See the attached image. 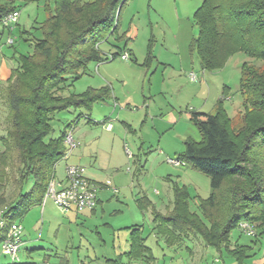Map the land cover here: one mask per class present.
I'll use <instances>...</instances> for the list:
<instances>
[{
    "label": "trees",
    "instance_id": "16d2710c",
    "mask_svg": "<svg viewBox=\"0 0 264 264\" xmlns=\"http://www.w3.org/2000/svg\"><path fill=\"white\" fill-rule=\"evenodd\" d=\"M127 1L53 0L54 6L40 27L42 37L25 39L31 51L16 57L17 66L0 95V104L4 101L8 108L6 133L0 135V211L5 220L0 245L12 223L20 222L33 206L42 204L50 181L56 177L57 164L67 154L65 137L72 124L58 137L49 138L55 115L71 109L90 114L95 104L112 99L109 86L68 95L65 91L87 73L90 64L110 61L101 55L99 44L108 35H117L120 10ZM15 11L20 12L15 0H0V25ZM194 21L199 34L192 46L202 70H220L240 52L255 62L245 63L241 70L243 126L234 130V120L225 108L228 86L214 113L191 115L202 140L186 141L177 158L210 178L211 192L200 201L201 214L191 210L193 197L185 186L174 187L173 209L165 215L145 197L138 205L142 211L152 207L159 234L169 240L198 235L218 251L226 250L237 264H244L253 256V247L233 244V231L248 222L256 229L253 242L264 236V159H259L262 153L258 152L264 150V0H203ZM152 53L150 44L147 65ZM84 116L80 113L73 123ZM10 166L16 168L13 174L8 171ZM10 179L15 187L6 196ZM129 229L128 252L108 260L110 264H124V259H155L142 227Z\"/></svg>",
    "mask_w": 264,
    "mask_h": 264
},
{
    "label": "rangeland",
    "instance_id": "374dc122",
    "mask_svg": "<svg viewBox=\"0 0 264 264\" xmlns=\"http://www.w3.org/2000/svg\"><path fill=\"white\" fill-rule=\"evenodd\" d=\"M202 1L128 0L122 8V5L120 6L118 29L128 36V44L135 45L138 50V63H133L132 59L122 60L121 55L124 52L115 60L101 64L92 63L87 73L76 81L73 87L65 91L68 95L109 85L119 99L118 104L113 99L106 104H96L90 114L81 109L60 112L52 121L54 131L49 136V138L58 137L66 126L72 124L68 130L73 132L76 142L81 143V146L78 145L67 158L57 164L59 178L64 176L67 164H79L87 168L88 176L104 182L111 181L120 192L114 194L110 189L101 190L99 196L102 202L98 205L96 214H90L88 211H83L79 215L75 212L64 213L51 200L44 208L42 204L33 206L20 220L24 227V244L20 251L22 262L109 264L108 259L115 260L119 254L128 250L130 236L128 227L134 225L144 226V235L148 236L147 244L158 258L157 264H208L214 256H217V250L208 246L198 235L186 240L183 250L172 251L165 244L158 242L152 234L154 219L152 211L140 210L135 202L140 192L143 195L145 193L153 198L158 212L167 214L166 206L169 202L160 201V196L168 190L163 177L167 174L178 175L176 171L178 167L167 163L168 158L176 159L177 155L159 150L158 143L163 136L162 144L166 149L181 152L184 148L182 141L177 139L171 128L157 135L154 123L157 125L161 123L154 117V113H150L145 120L149 103L156 109L164 108V114L169 103L179 106L186 113L187 108L192 105L190 100L194 91L192 86L194 81L191 80L190 75L194 73L198 78L196 85H203L204 88L207 85L210 89V94L206 96L207 106L204 111H213L216 100L228 86L230 93L225 105L234 118V130L239 131L243 126L241 116L236 117L238 110L233 111V108L239 107L242 102L240 90L242 66L245 63L255 64V62L248 55L240 52L220 70L212 72L202 70L197 52L192 46L193 40L199 34L194 13L202 5ZM15 2L22 10L23 30L35 22H37L36 27L42 24L48 17L50 6H54L53 0H16ZM2 30L6 31V35L1 39L5 43L8 29L0 25V33ZM34 31L36 35L38 30ZM118 35L123 36L120 33ZM30 37L28 34L15 33L11 37L15 43L6 44V49L26 52L28 42L25 39ZM91 39H96V35ZM151 39H153V55L155 54L157 59L154 57L151 64L145 65V56ZM100 49L108 56L110 50L117 51L109 42H102ZM127 99L131 103L130 106L126 105ZM82 112L85 116L78 123H73ZM7 113L8 108L3 101L0 104V135L6 133L4 120ZM88 115L91 117L88 118ZM161 116L159 115V118ZM124 122L131 124L132 130L127 128ZM107 124L113 125L111 132L107 130ZM192 127L199 133L195 125L192 124ZM178 130L182 131L184 128L179 127ZM200 139L201 135L195 138V140ZM127 149L131 154L127 153ZM1 150L3 147H0ZM258 152L262 153L259 159L263 160L264 150ZM97 158L99 164H94V159ZM186 166H182V169H186ZM14 168L10 166L8 169L10 174L16 171ZM197 173L198 175H193L191 172L188 176H184L183 180L188 179L192 182L190 188L192 197L198 194L197 186H199L200 196L206 198L210 195V178L201 172ZM13 183L12 179L6 183L4 195L12 194L15 187ZM157 192L160 196L156 194ZM191 210L201 214L198 197L192 198ZM231 238L252 245L253 238L242 235L240 228L233 231ZM253 247L252 252L256 254L246 264H256L254 260L264 257V236L259 244ZM125 261L126 264L129 263V260L125 259ZM129 264L149 263L133 260ZM220 264H237V262L224 253Z\"/></svg>",
    "mask_w": 264,
    "mask_h": 264
},
{
    "label": "crops",
    "instance_id": "0c3cea01",
    "mask_svg": "<svg viewBox=\"0 0 264 264\" xmlns=\"http://www.w3.org/2000/svg\"><path fill=\"white\" fill-rule=\"evenodd\" d=\"M10 1V0H9ZM16 1V0H15ZM15 5L17 6V7H19V10H20V19H19V22H18V24L12 29V30H10V29H8V28H6V29H8L7 31H8V38H7V40H6V42L5 43H3L2 42V37L4 36V35H6L5 33H6V31H4V30H2V32L0 33V95H1V92H2V90H3V88L7 85V82H8V80L10 79V77L12 76V72H13V70L16 68V66H17V62H16V57L19 55V54H24V53H28L29 52V50H31V48H30V45H29V43H28V50L26 51V52H18L17 50H13V51H11V50H9V49H6L7 47H6V44H9L8 43V40L11 38V37H13V35L15 34V33H18V32H20V34H28V37H30V38H33L34 36H35V31L34 30H36L37 31V29H38V31L36 32V35H37V37H42V32H41V30H40V27L42 26V24H43V22H42V24H39L37 27H36V24H37V22H35L33 25H31V26H29L28 28H24V30L22 29V27H21V23H22V16H23V14H22V10H21V8H20V6H18L17 4H16V2H15ZM119 27V26H118ZM118 33H120V34H123V36H121V35H118ZM118 33H117V35H108V37H107V39L105 40V41H103V42H109L110 43V45L112 46V47H114V48H116L117 49V51L116 52H114V51H111L110 50V55H112V56H114V58L112 59V60H115L121 53H123V52H128L129 54H130V56H131V61L133 62V63H138V57H139V53H138V50L136 49V47H135V45H130V44H128L129 43V39H128V36H126V34L123 32V31H120L119 32V29H118ZM34 34V35H33ZM112 36H113V39H112ZM123 37L124 39L123 40H121V41H117V37ZM152 40L153 39H151L150 40V43H149V45L151 44L152 45ZM16 41H17V39H16ZM102 43V42H101ZM101 43L99 44V50H100V52H101V55L104 57V58H108L109 56H108V54H105V53H103L102 52V50L100 49L101 48ZM122 43V44H121ZM149 45H148V47H149ZM11 47H12V45H11ZM125 47H126V50H125ZM13 48V47H12ZM124 49V50H123ZM148 50V49H147ZM148 52V51H147ZM152 55H153V53H152ZM155 55V54H154ZM153 55V58L154 59H157V57L156 56H154ZM146 59H147V55L145 56V65H147L146 64ZM112 60H110V61H112ZM106 62H109V61H106ZM153 62V59H152V61L150 62V64ZM101 63H104V62H100V63H95V64H101ZM129 66H132V65H129ZM96 70H97V68H96ZM204 71V70H203ZM197 80H198V78H197ZM196 80V81H197ZM196 81H194V83L192 84V86L194 87V91H193V94H192V99L190 100V103H192V105L191 106H189L188 108H187V112L186 113H184L183 111H182V108H179V106H176L175 104H172V103H169V105H166V110H167V112H166V114H164L163 112V109L160 107L159 109H156L155 107H153V106H151V104L149 103L148 104V110L146 111V117H145V120H147V118H148V116H149V114L150 113H154V117L159 121V123H161V124H159V125H157V124H155L154 123V126H155V130H156V132H157V135H161L164 131L165 132H167L170 128L171 129H173V131L175 132V134H176V136H177V139L180 141H182V144L184 145V148H183V150L181 151V152H174V151H170V150H168V149H166V146L165 145H163L162 144V140H163V136H161L162 138H161V140L159 141V143H158V146H159V150H161V151H163L164 153H167L168 152V154H173V153H176V155L178 156L180 153H182L183 151H184V149H185V142L186 141H188V140H194V141H197V142H200L201 140H202V134H201V132H200V130L198 129V127L191 121V115H192V113L193 112H198V111H200V112H207V111H204V108L207 106V99H206V96L207 95H209L210 94V89H209V87L207 88V85H206V88H204V86L203 85H196ZM106 86H109V85H106ZM102 87H105V85L104 86H102ZM102 87H99V88H102ZM110 87V86H109ZM94 88V87H93ZM99 88H97V87H95V89H99ZM111 88V90H112V99L114 100V102L116 103V104H118V98L116 97V93H114V91H113V88L112 87H110ZM228 92V97H229V93H230V89H228L227 90ZM115 94V95H114ZM164 94H166V92L164 93ZM222 94H223V91H222ZM222 94H221V96L216 100V102H215V104H214V106H213V111L211 112V113H214L215 112V109H216V104H217V102H218V100L222 97ZM111 99V100H112ZM109 101H107V102H105V104L106 103H108ZM99 104V103H98ZM96 105V104H95ZM126 105L127 106H130L131 105V103H130V101H129V99H127V103H126ZM175 105V106H174ZM225 108H226V110H227V112H228V114H229V116L232 118V116L230 115V112H229V108H227L226 107V105H225ZM237 111L236 112V117H239V116H241V113H242V102L240 103V106L239 107H234L233 108V111ZM154 111V112H153ZM159 115H162L160 118H159ZM159 119H158V118ZM154 119V118H153ZM234 119V118H233ZM154 122H155V119H154ZM124 124H125V126L127 127V128H129L130 130H132V125L131 124H129L128 122H124ZM192 124L193 125H195L196 127H197V129H198V131H199V133L196 131V129H194L193 127H192ZM179 127H183L184 128V130H182V131H179L178 129H179ZM128 129V130H129ZM113 130V129H112ZM111 130V131H112ZM110 131V132H111ZM193 135V136H192ZM198 135H201V139L200 140H195V138L198 136ZM79 146H81V143L80 144H78ZM141 149H143V146H141ZM140 158V157H139ZM139 158H137V159H139ZM82 158H79V160H81ZM99 159L97 158V159H94V164H99V161H98ZM139 162H140V159L138 160ZM137 161H135V163H136ZM69 164H67V166H68ZM100 165H101V163H100ZM66 166V167H67ZM191 168V169H187V168ZM144 168V167H143ZM183 167L181 166V167H178L177 168V173H178V175L177 176H174L173 174H167V176H164L163 177V181L166 183V185H168V190H166L165 191V193H164V195L162 194L161 196L159 195L160 193L159 192H157L156 194H158L159 196H160V201H168L169 202V204L166 206V210H167V213L168 212H170L172 209H173V203H174V187L175 186H180V187H183V186H185V187H187L188 189H189V191H190V188L192 187V182H189V180L188 179H186V180H183L184 178V176H188V174H190L191 172H193V175H198V173L197 172H199L198 170H196V169H194V168H192L191 166H189V165H187L186 166V169H182ZM66 169V168H65ZM64 173H65V171H64ZM93 174V173H92ZM203 174V173H202ZM64 176H65V174H64ZM64 176L62 177V178H60V179H63L64 178ZM56 177H58V173H57V168H56ZM92 180H94V181H96V182H98V183H104V181H100V180H97V179H95V178H92L91 176H89ZM59 178V177H58ZM207 185H209V183L207 184ZM104 189H107V188H102L101 190H104ZM100 190V191H101ZM111 190V189H110ZM200 190V187L199 186H197V195L196 196H194L193 198H196L197 199V197H198V200H199V204H200V201L202 200V199H205V198H202L201 196H200V194H199V191ZM99 191V192H100ZM112 191V190H111ZM210 192H211V184H210ZM172 193V194H171ZM190 194H191V196H192V193H191V191H190ZM146 198L150 203H151V205H152V207L158 212V210H157V205H156V203L154 202V200H153V198H151V197H149V195H147V194H145L144 193V195L140 192L137 196H136V198H135V202H136V205H137V207L139 208V205H138V200L139 199H141V198ZM207 198V197H206ZM102 202V200H101V198H100V196H99V205H100V203ZM47 204V203H46ZM46 204L44 205L43 204V202H42V205H43V208L46 206ZM152 207L151 208H149V210H153L152 209ZM98 208V207H97ZM97 208L95 209V210H93V211H88V213H90V214H96V212H97ZM140 209V208H139ZM141 210V209H140ZM149 210H146V211H144V212H147V211H149ZM71 212H75L77 215H79V213H81V212H77V211H71ZM70 213V212H69ZM160 213V212H159ZM152 214H153V211H152ZM162 214V213H161ZM165 215V214H164ZM154 216V215H153ZM152 224H153V226H152V234H154V236L156 237V239H157V241L158 242H161V243H163V244H165L169 249H171L172 251L173 250H178V249H184V247L186 246V240H189V239H192V236L194 237L195 235H189V236H183L182 238H180V239H175L174 241H172L171 239L169 240V238L167 237V236H165V235H161V234H159V232H158V230H157V226H156V224H155V222H154V219H153V222H152ZM134 226H141L142 227V231H143V234H144V226L143 225H134ZM131 227H133V226H131ZM131 227H128V229L129 228H131ZM240 228V227H239ZM130 230V229H129ZM241 230V229H240ZM244 233H242V235H243ZM244 235H246V234H244ZM247 237H250V238H252L251 236H248V235H246ZM144 237L146 238V244H147V238H148V236L146 237L145 235H144ZM231 240H232V242H233V244L234 243H238V244H244V245H250V244H246V243H241L239 240H236V241H234L232 238H231ZM259 242H260V240L259 241H255V242H253V239H252V247L253 246H255V245H257V244H259ZM147 246H148V244H147ZM209 246V245H208ZM129 247H130V236H129ZM150 247V246H149ZM211 247V246H210ZM151 248V247H150ZM214 248V247H213ZM152 249V248H151ZM216 249V248H215ZM253 249H254V247H253ZM128 250H129V248H128ZM128 250L127 251H125V252H123V253H126V252H128ZM217 250V249H216ZM152 251H153V249H152ZM123 253H121V254H123ZM217 256H214V258L211 260V262H209L208 264H210V263H212L215 259H219V264L223 261V258H224V253H226V254H228L227 252H226V250H224V249H222V251H218L217 250ZM121 254H119V255H121ZM252 254H253V256L252 257H250L249 259H247L245 262H244V264H246L247 263V261H249L250 259H252L253 257H254V255L256 254V253H254V252H252ZM119 255H118V257H119ZM153 255H154V253H153ZM230 257H232L234 260H235V262H237L236 261V259L232 256V255H230V254H228ZM117 257V258H118ZM154 257H155V259L154 260H152V261H145V260H142V261H145V262H148L149 264H157L156 262H157V260H158V258L154 255ZM108 260H112V259H108ZM108 260H107V262H108ZM116 260V259H115ZM3 261L5 262L6 260L5 259H3ZM253 262H256V264H264V257L262 258V259H259V260H254ZM24 263V262H23ZM109 263V262H108ZM123 263L124 264H126V261H125V259L123 260ZM129 263H132V261H129ZM128 263V264H129ZM224 263V262H223ZM110 264V263H109Z\"/></svg>",
    "mask_w": 264,
    "mask_h": 264
},
{
    "label": "built area",
    "instance_id": "2783aa9c",
    "mask_svg": "<svg viewBox=\"0 0 264 264\" xmlns=\"http://www.w3.org/2000/svg\"><path fill=\"white\" fill-rule=\"evenodd\" d=\"M20 12L15 11L6 16L2 21V27L13 29L19 22ZM117 24V22H116ZM115 24V25H116ZM9 44H13L14 40L9 39ZM112 60L114 57L110 55L108 57ZM122 60L129 61L131 56L128 52H124L121 55ZM192 81L197 80V76L193 73L190 75ZM107 130L113 129L112 124H107ZM65 144L67 146L68 155L77 148L78 143L74 139L72 131H68L65 137ZM127 153L131 154L127 149ZM167 163L175 167H181L186 165L184 161L178 158H168ZM102 188L111 189L114 194H119V189L111 182L106 181L104 183H98L92 180L87 174V168L79 164H70L65 169V176L63 179L58 177L53 178L45 193L43 204L45 205L48 201H52L57 208L61 209L64 213L71 211L83 212L93 211L99 205V191ZM5 227V220L3 218V211H0V228ZM241 231L248 235L254 236L256 234L255 226L248 223L242 222L240 224ZM24 227L20 222L12 223L8 229L5 240L1 243L0 252V264H24L20 257V251L23 247L24 241ZM3 259L6 261L4 262ZM28 264H51L49 261H43L38 263ZM210 264H219V259H215Z\"/></svg>",
    "mask_w": 264,
    "mask_h": 264
}]
</instances>
